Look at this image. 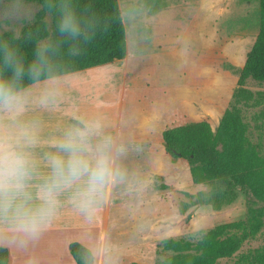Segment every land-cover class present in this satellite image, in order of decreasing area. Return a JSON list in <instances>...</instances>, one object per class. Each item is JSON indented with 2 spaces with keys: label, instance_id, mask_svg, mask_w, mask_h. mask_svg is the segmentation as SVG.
<instances>
[{
  "label": "crops",
  "instance_id": "crops-1",
  "mask_svg": "<svg viewBox=\"0 0 264 264\" xmlns=\"http://www.w3.org/2000/svg\"><path fill=\"white\" fill-rule=\"evenodd\" d=\"M118 2L127 55L57 75L60 85L54 101L48 107L30 104L24 119L38 125L39 143L33 149L38 178L33 183L48 172L44 157L55 151L48 141L80 120L99 123L112 137L113 152L127 179L111 187L90 217L65 192L54 217L38 235L0 230V246L9 250V264H77L70 252L73 242L92 251L94 264H150L144 261L150 260L147 250L176 234L175 191L155 180L163 176L164 184L174 180L184 190L193 186L191 172L183 170L180 161L172 162L163 132L175 126L178 99L192 110L207 97L202 80L193 77L202 75L199 68L208 49L207 14L203 0H184L157 11L138 0ZM179 11L188 16L182 27H178ZM40 87H33V97L39 96Z\"/></svg>",
  "mask_w": 264,
  "mask_h": 264
},
{
  "label": "trees",
  "instance_id": "trees-1",
  "mask_svg": "<svg viewBox=\"0 0 264 264\" xmlns=\"http://www.w3.org/2000/svg\"><path fill=\"white\" fill-rule=\"evenodd\" d=\"M28 1L41 4L35 22L26 26L20 36H16L13 31L0 34V44L7 41L17 50L25 67L34 59L36 46L41 41L60 39L56 32L55 13L50 12L51 24L46 19L49 13L44 7L46 0ZM74 3L78 11L93 20L94 27L89 33L90 39L85 41L81 37L76 42L78 55L70 54L67 44L61 46L59 54L52 58L56 76L122 59L127 55L126 29L118 0H74ZM259 3V31L244 65L239 68L232 64L225 65L236 72L239 78L232 101L217 130L214 131L210 122L203 120L187 122L163 132V144L172 160L184 157L201 162L192 170L194 181L211 185L208 192H185L192 198L190 206L210 204L219 210L237 199L238 186L247 184L264 194V155L249 141L247 124L238 107L240 103L255 98V92L246 86L249 78L264 82V0H259ZM31 83L27 78L23 80V86ZM220 142L224 146L223 152L217 148ZM161 177L157 176L159 179ZM167 187V184L162 185V188ZM188 206V203L182 202L180 211L186 212ZM261 225V220L253 215L252 218L218 224L204 231L196 241L184 237L164 239L159 246L176 254L156 264H217L218 259L232 256L246 239L260 230ZM70 252L77 264H94L92 251L83 244L71 243ZM256 257L262 260L264 256ZM9 258V250L0 246V264H9Z\"/></svg>",
  "mask_w": 264,
  "mask_h": 264
},
{
  "label": "clouds",
  "instance_id": "clouds-1",
  "mask_svg": "<svg viewBox=\"0 0 264 264\" xmlns=\"http://www.w3.org/2000/svg\"><path fill=\"white\" fill-rule=\"evenodd\" d=\"M44 7L55 13L60 39L38 44L34 59L26 67L7 41L0 44V230L30 236L48 226L61 194L70 192L71 202L87 218L112 186L127 179L113 152L112 137L99 123L80 120L48 141L55 149L44 157L48 172L39 177V183H33L38 178L33 155L39 143L38 125L24 119L25 114L32 103L48 107L54 101L60 79L54 74L52 58L64 44L70 54L78 55L76 42L81 37L90 39L94 27L93 20L78 11L74 0H46ZM18 11L13 6L3 17L11 18ZM25 78L32 81V87L23 86ZM35 86H41L38 97H33Z\"/></svg>",
  "mask_w": 264,
  "mask_h": 264
},
{
  "label": "rangeland",
  "instance_id": "rangeland-1",
  "mask_svg": "<svg viewBox=\"0 0 264 264\" xmlns=\"http://www.w3.org/2000/svg\"><path fill=\"white\" fill-rule=\"evenodd\" d=\"M138 1L143 7L146 5L149 10L155 11L174 4L184 3V0ZM143 1L145 4H143ZM126 3H128L126 6H129V2ZM13 6L18 8L19 11L11 18L5 19L3 13ZM203 6V14H207L208 20V49L207 53H203L202 64L199 68L202 70V75L196 73L193 77L194 80H202L203 90L207 91V97L192 105V110H188L189 104H183L178 99L177 116L173 125H183L187 122L196 121L194 119L198 118L199 121L206 120L210 122L212 129L216 131L226 108L232 101L233 92L238 86V74L232 69H227L225 65L232 64L237 68L244 65L247 53L259 31L260 3L259 0H203ZM40 8L41 4L28 0H0V34L5 31H13L16 36H20L26 26L35 22ZM177 17L179 20L178 27H182L188 16L179 11ZM46 19L51 24L50 12L47 14ZM46 41L43 40L40 43ZM195 84L196 87H200V83ZM246 86L255 92V98L240 103L238 107L243 121L247 124L249 141L259 149L261 155H264V82L249 78ZM184 90L185 92L189 91ZM217 148L220 152H223L222 142L218 144ZM175 161L177 163L180 161V167L183 170L191 172L193 186L191 189L184 190L174 185L176 181H168L171 184H168L169 191H175L174 198L178 209L176 210L179 213L173 224L176 226V234L168 238L184 237L196 241L204 231L218 224L248 219L255 215L262 222L260 230L246 239L232 256L218 259L217 264H264V257L262 260H258L256 257L257 255L264 256V194L259 193L255 187L250 188L247 184L244 187L238 186L236 188L237 199L219 210L214 209L210 204L190 206L192 198L187 196L185 192L191 194L200 191L208 192L211 185L194 181L192 170L194 167L201 165V162L184 157H177L172 162L175 163ZM164 181L162 176L161 180H155V183L159 182L163 185ZM169 191L167 190V193ZM182 202L189 204L186 212L183 213L180 211ZM114 225L115 223H112L111 226ZM112 238L115 239L113 234ZM162 240L164 239L161 238L154 244V247L147 250L150 260H144L146 263L156 264L176 254L172 250L162 249L159 246ZM252 261L255 263H252Z\"/></svg>",
  "mask_w": 264,
  "mask_h": 264
},
{
  "label": "water",
  "instance_id": "water-1",
  "mask_svg": "<svg viewBox=\"0 0 264 264\" xmlns=\"http://www.w3.org/2000/svg\"><path fill=\"white\" fill-rule=\"evenodd\" d=\"M179 155H180V153H179Z\"/></svg>",
  "mask_w": 264,
  "mask_h": 264
}]
</instances>
